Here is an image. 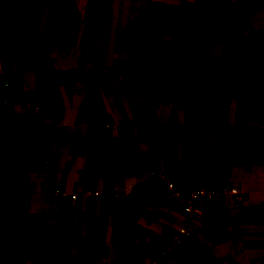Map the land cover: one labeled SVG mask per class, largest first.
Instances as JSON below:
<instances>
[{
	"label": "crops",
	"instance_id": "crops-1",
	"mask_svg": "<svg viewBox=\"0 0 264 264\" xmlns=\"http://www.w3.org/2000/svg\"><path fill=\"white\" fill-rule=\"evenodd\" d=\"M29 1L0 9V264H264V41L248 53L264 0H102L93 16L76 0L72 19ZM226 34L241 55L231 93L211 94L231 79L215 72ZM128 60L106 82L73 75ZM32 147L53 184L27 170ZM169 180L240 193L191 217Z\"/></svg>",
	"mask_w": 264,
	"mask_h": 264
},
{
	"label": "trees",
	"instance_id": "trees-1",
	"mask_svg": "<svg viewBox=\"0 0 264 264\" xmlns=\"http://www.w3.org/2000/svg\"><path fill=\"white\" fill-rule=\"evenodd\" d=\"M5 0H0V9L4 5ZM52 1V9L61 11L57 7L58 5H64L65 7V12L67 16H70V19H72V15L75 12V10H78V5L76 0H50ZM102 0H89L88 6H87V14L88 16H93L94 13L100 11V7H98L101 4ZM17 6V5H15ZM152 7L154 10L158 13V15L163 11V9L166 7V5L161 4V3H153ZM182 10L188 9V12L186 13L189 14V11L192 9L191 5H181L180 7ZM184 10V11H185ZM69 14V15H68ZM69 21V20H68ZM66 24H68L69 21ZM248 43H249V51L248 53L253 55L255 52H257L258 45L264 41V30H255L251 26H248ZM133 35H135V32L132 33V42H130V49L133 51ZM132 44V45H131ZM235 45H239L238 41V36L237 34H226L225 35V49H224V56L220 61L216 62V67H215V72L217 73L218 70H222L223 68L226 73L229 71L232 73L231 74V79L228 80L227 84L224 83V81L221 82H215L212 83V87H210V93H220L221 95L225 94H230L233 83H234V74L235 70L237 68V63L240 57V49ZM131 58V55H130ZM129 58V59H130ZM127 62H123L121 65H116L114 67H110L107 71L102 72V73H92V72H86V71H80V72H74L73 75L75 76H83V77H88L90 79H96L98 78L100 83L101 82H106L110 80L121 68L127 65ZM192 85V84H190ZM201 83L198 84V89ZM50 155V151L48 149H44L41 147H32L27 150L25 154V160H26V165H27V170L28 171H34V172H42L48 175V182L50 184H53L52 182L54 181L57 173V167L53 164H50L48 162V157ZM50 216L44 215V216H31L30 217V222L28 225L32 226L34 225V220H48ZM162 261V260H161ZM160 261V262H161ZM165 263V262H164Z\"/></svg>",
	"mask_w": 264,
	"mask_h": 264
},
{
	"label": "built area",
	"instance_id": "built-area-1",
	"mask_svg": "<svg viewBox=\"0 0 264 264\" xmlns=\"http://www.w3.org/2000/svg\"><path fill=\"white\" fill-rule=\"evenodd\" d=\"M165 191L170 198L179 200L184 205V211L190 214L191 217L196 216L198 211L194 207V201L207 197L216 201H223L229 194H239L238 188L224 185L221 189L216 188H194L191 190H185L177 187L172 180L167 182ZM77 195H73L76 198ZM193 234V227H180L171 236L170 243L165 247L163 254H172L177 248Z\"/></svg>",
	"mask_w": 264,
	"mask_h": 264
},
{
	"label": "rangeland",
	"instance_id": "rangeland-1",
	"mask_svg": "<svg viewBox=\"0 0 264 264\" xmlns=\"http://www.w3.org/2000/svg\"><path fill=\"white\" fill-rule=\"evenodd\" d=\"M16 1L19 2V4H21L22 7L24 6V8L26 10H29L30 11V10L33 9V4L29 0H16ZM8 7H9V12H12L13 13V12L16 11V9L14 8V6H12L11 4H8ZM65 7L66 6H64V5H58L57 8L63 12V11L66 10Z\"/></svg>",
	"mask_w": 264,
	"mask_h": 264
}]
</instances>
